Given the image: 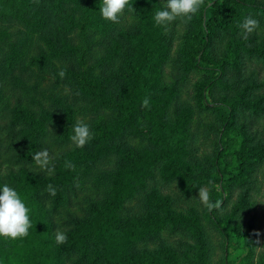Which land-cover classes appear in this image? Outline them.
<instances>
[{
    "label": "trees",
    "instance_id": "1",
    "mask_svg": "<svg viewBox=\"0 0 264 264\" xmlns=\"http://www.w3.org/2000/svg\"><path fill=\"white\" fill-rule=\"evenodd\" d=\"M101 2L0 0V160L16 168L0 171V195L5 184L14 188L32 224L27 237H0V264H264V253L254 261L253 228L245 227L252 185L264 166V145L254 131L264 122V83L256 71L264 66V0H205L191 22H173L167 31L153 19L162 0H129L135 11L126 6L119 24L101 17ZM248 16L260 28L244 40L238 25ZM180 26L186 44L174 58ZM34 37L39 52L31 60L23 51ZM78 39L92 44L88 54ZM85 59L92 62L88 70ZM171 63L178 77L172 86L165 79ZM34 64L67 93L23 107L33 92ZM196 72L203 74L197 109L182 103ZM146 96L150 104L142 108ZM77 111L93 116L87 124L94 139L56 156L49 177L32 155L48 149L53 131L64 146ZM209 113L214 150L205 156L191 127L195 114L202 122ZM137 139L144 146H135ZM91 174L110 190L72 220L67 243L57 245L55 231L63 229L57 209L78 196V184ZM48 184L55 197L45 191ZM204 186L221 208L179 211ZM212 230L225 253L217 263ZM231 249L241 254L230 259Z\"/></svg>",
    "mask_w": 264,
    "mask_h": 264
},
{
    "label": "rangeland",
    "instance_id": "2",
    "mask_svg": "<svg viewBox=\"0 0 264 264\" xmlns=\"http://www.w3.org/2000/svg\"><path fill=\"white\" fill-rule=\"evenodd\" d=\"M136 18V17H135ZM129 20H132V18H129ZM259 33L264 36V28H261L259 30ZM80 39V38H79ZM78 44L82 48V51L85 54L89 53V48L92 44H87L84 40H79ZM38 38L34 37L30 41L27 42L23 55H25L28 59H34L37 57V53L39 52L38 49ZM186 44V29L183 26H180L179 28V34L177 37V40L174 45V50L172 53V56L175 58L178 53L182 52ZM85 69L88 70L89 66L92 64V62L88 61V59H85ZM33 70V76L29 82V84L33 85V92L28 93L25 97V100L23 101V107H26L27 105L34 104L35 101L41 103H49L50 98L53 95H65L67 93L66 87L64 85L60 84L58 81H56L46 70L40 71L36 64L32 67ZM256 71H261L260 80L261 83H264V66L257 65ZM98 72H96L95 75H97ZM166 84L167 85H174L176 80L178 79L176 75V70L172 66V63L167 67L166 69ZM203 79V74L201 72H196L190 75L189 83L184 88V92L182 95V103L188 107L197 109V105L200 102V90H199V84L201 83ZM34 95V97H33ZM197 113V112H195ZM75 121L78 119L83 120L86 123H89V121L93 120V116H84V114L80 112H76L75 114ZM99 121H105L106 116L100 115L97 118ZM215 122V116L213 114H205L203 117V121L201 122L200 119H198L197 115L195 114L194 118L192 119V127L191 129L193 131H198L200 136V142L199 145L201 146L202 154L205 156H210L214 150V131L212 130L211 126ZM254 131L257 134V142L261 141V144L264 145V122L260 123L258 127H255ZM59 132L53 131L52 132V139L49 141V147L48 150L53 155V159L65 152H68L74 148V145L71 143L70 138L66 141L65 145L62 146L61 144H58L60 141V138H58ZM146 143V140H135L134 145L137 147H142ZM15 167L12 166V164L9 161L6 160H0V171L6 173L10 170H13ZM16 169V168H15ZM79 188L77 189L79 191V194L77 197H71L68 199H65L60 206L57 209L55 219L59 225L63 226V229L67 228L70 229L69 225L72 222V220L78 219L80 217H83L85 209L90 205V203L100 202L104 195L110 190L108 189V184L105 182H102L100 179V176L98 174H91L89 175L84 183L78 184ZM84 187V188H81ZM240 194L237 195V197L234 199V206L235 208L240 200ZM252 202H253V208L252 211L248 214L247 219H245V227L246 229L253 228L252 232L254 233L253 236V255H254V261L256 263L259 262L260 256L264 253V166L261 168V170L256 174L255 176V184L252 185ZM195 198H198V193L194 195ZM190 198H187L185 202L184 209H179V211H186L190 212L191 210H196L194 213L203 214L205 207L200 204V202L195 199L193 201L189 200ZM189 200V201H188ZM182 205V204H180ZM210 234L212 235V242L214 243V246H216V255L213 258V263L220 262L223 257L225 256V253L223 252L221 242L222 238L219 234L216 233V231H211ZM241 254L240 250H230L229 258H235Z\"/></svg>",
    "mask_w": 264,
    "mask_h": 264
},
{
    "label": "clouds",
    "instance_id": "3",
    "mask_svg": "<svg viewBox=\"0 0 264 264\" xmlns=\"http://www.w3.org/2000/svg\"><path fill=\"white\" fill-rule=\"evenodd\" d=\"M134 12L133 5L129 0H102L100 5V15L107 21L114 24L120 23V17L125 10ZM205 6V0H162L161 7L155 11L154 23L158 27H168L176 21L187 24L192 21L202 7ZM241 29L240 36L244 40H248L249 35L260 28V23L257 19L248 16L242 23L238 25ZM61 80L66 76L65 70H60L58 73ZM150 99L146 96L142 101V108H148ZM71 143L76 148H84L90 141L94 139L91 127L83 120L78 119L72 126V135L69 137ZM32 160L35 168L40 172L47 173L49 177L55 175L56 166L53 163V155L47 148H42L32 155ZM65 168L75 170V165L70 161H65ZM212 181H209L211 184ZM45 191L55 197L57 192L52 184H48ZM197 199L203 207L209 212L213 209H220L221 202L219 200L212 202L210 190L207 186L200 187ZM30 209L26 207L20 194L12 187L5 184L2 188V195H0V237L11 238L15 241L17 238H24L29 235V230L32 227L30 221ZM70 229L57 228L55 231V243L57 245L66 244L68 241L67 232Z\"/></svg>",
    "mask_w": 264,
    "mask_h": 264
}]
</instances>
